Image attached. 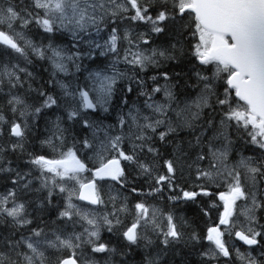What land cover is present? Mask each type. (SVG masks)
<instances>
[{"label": "snow or ice", "instance_id": "obj_1", "mask_svg": "<svg viewBox=\"0 0 264 264\" xmlns=\"http://www.w3.org/2000/svg\"><path fill=\"white\" fill-rule=\"evenodd\" d=\"M154 6L153 15L151 10ZM124 19L148 25L153 34L165 33L167 30L172 42L165 48H142L141 45L151 43L146 34L137 33L134 36L132 31L126 30L121 36L115 26L110 29L108 39L103 45L92 38L93 32L98 37L109 24L115 25L117 20ZM16 22H20L22 27L35 23L46 33L61 30L70 33L77 46L81 42L88 45V51L84 55L89 59L94 58L95 49H102L99 53L101 56L111 52L119 58V43L121 40L127 41L123 62L140 72L147 71L149 67L159 68L162 62L178 61L187 52L201 67V70L194 72L200 92L195 99L185 102L184 108L177 110L178 104L177 108L173 107L177 103L175 85L171 83L169 73L162 72L160 76L168 82L163 86L165 102L153 100V96L162 91L160 86L153 87L151 92L144 90L141 94L147 97L145 107L152 114L144 115L139 109L135 113L129 111L127 119L124 116L119 118V132L112 134L110 129L113 126L102 127L95 122L90 123L82 113L87 110L95 111L97 108L108 111L107 106L119 79L134 80L144 86L143 80L137 79L135 73L129 76L127 73L114 71L112 75L90 73L89 79L93 82L91 87H73L57 81L62 90L61 98L65 101L67 119L72 121L79 118L84 127L92 131L91 139L85 137L80 143L82 149L92 150L94 166L90 168L77 155L75 144L66 151L62 150L65 129L61 127L58 117L54 122V131L41 144L53 152H59V158L35 155L31 156L29 163L39 172L37 179L40 180L41 188L47 189V204L52 203L54 193L66 194L65 203L57 216L66 226L53 231L51 236L39 226L29 229L28 226L33 221L29 218L26 204L17 202L15 190L9 191L6 196H0V219L10 218L16 231L23 229L27 232H20L18 238L0 237L3 243L0 264H99V261L91 257L85 258L84 248H89L92 254L115 251L101 242V230L106 228L108 232H112L114 228H118L123 222L117 213L126 212V205L119 209L114 206L112 213L97 216L74 203L73 196L92 205H102L104 201L97 191V181L110 178L122 186L129 184L126 168L134 169L138 176L148 179L152 184L149 194L161 193L165 189L179 190L180 195L170 196L169 199L185 202H196L200 195H211L202 184L197 185L199 191L179 188L176 181L179 178L178 173H182L183 157L187 155L180 144L175 145L171 158L163 160L164 171L158 174L162 153L156 147L154 138L167 144L171 142L168 140L170 136L185 128L194 130L202 127L196 122L201 119L204 109L215 111L214 104L219 108V123L206 145L212 163L207 170L197 165L196 179L214 183V177H222L227 182L228 191L219 194V200L223 201V213L218 225L207 228L204 239L209 242V247L201 255L209 261H214L219 256L231 255L223 240L224 231H221L220 225H230L226 230L249 246L259 244L258 237L264 239V232L252 227L258 223L256 211L264 208V0H31L30 5L9 3L7 7L0 8V25L11 29ZM0 43L27 58L25 46H21L17 39L3 30H0ZM186 43H190V51L186 50ZM26 46L37 57L51 61L53 75L67 74L66 61L75 63L82 55L79 51L66 55L62 49L51 45L47 48L37 47L30 41L26 42ZM48 52H51L50 56L47 55ZM116 62L119 59L114 64ZM79 67L76 63L77 71ZM21 73L31 76V73L19 65L0 69V89L4 87L5 80L10 89L22 87ZM157 78L154 75L151 80L156 81ZM220 82L224 86L223 91L217 93ZM128 91H132L131 86ZM39 95L44 99L38 106L30 104L21 95H11L8 100L12 113L19 117V122L13 120L9 125V134L17 138V142L10 146L12 151L23 150L29 131L27 117L35 118L46 109L64 106L58 104L57 97L42 90ZM169 111L175 113V123L169 116ZM4 123L8 121L0 113V135L3 134ZM212 123L209 120L208 126L212 127ZM232 128L237 133L243 130L247 134V142L262 150L259 159L242 157L237 166L229 168L226 161L232 145L229 135V129ZM203 135L204 132L201 131L195 137V144L189 142L190 147H201L196 161L206 158L203 153ZM220 139L224 141L223 146L214 147L213 141ZM126 142L129 145L128 150L124 147ZM4 151L5 149L0 148V163L3 162ZM149 155L151 160L148 159ZM0 171L14 170L9 167L0 168ZM82 173H90L91 178L82 177ZM30 175V172L17 171L12 183L28 189L32 183ZM131 191L137 193L139 190L132 187ZM237 201H244L242 214L247 217L248 227L232 233L231 228L235 227V222L231 218ZM134 209L135 215L131 224L121 233L129 245H138L145 240L149 245L154 243L147 236L149 229L164 249L182 243L198 244L201 241L195 230L186 237L184 226L187 222L178 220L172 212L165 213L155 208L150 210L142 202L136 203ZM204 214L207 216V211ZM67 225L72 226L71 231H68ZM77 225L80 226V231L75 230ZM260 227L264 228V225ZM237 254L245 264H259L255 258L246 257L238 251ZM147 264H159V259H149Z\"/></svg>", "mask_w": 264, "mask_h": 264}, {"label": "trees", "instance_id": "obj_2", "mask_svg": "<svg viewBox=\"0 0 264 264\" xmlns=\"http://www.w3.org/2000/svg\"><path fill=\"white\" fill-rule=\"evenodd\" d=\"M7 3L15 5H30L31 0H0V8L5 7V4ZM29 10L34 11L31 8H29ZM151 11L154 15L155 6ZM18 23L20 24V22H16L11 29H9L6 25H0V30L5 31L9 35L13 36V38L17 39V42L20 43L21 46H25L27 58L16 53L7 45L0 43V69H3L5 66L11 68L13 65H19L21 68H25L28 73H31V76H28L26 73L20 74L21 80L23 82L22 87L10 89L7 85V81L5 80L4 87L0 89V113H2L8 121V123H4L2 125L3 134L0 135V148L5 149V151L2 153L3 162L0 163V168L10 167L14 170L11 172L0 171V196H6L9 191L15 190L17 202H23L26 204L29 218L33 221V223L28 226L29 229L39 226L40 228H43L49 236H51L53 231L63 229L66 226L63 222L57 219L58 211L62 209L65 203L66 194L58 192L54 193L52 197V203L47 204L45 202L47 189L41 188L40 180L37 179L39 172L29 163V161L31 156L35 155H45L50 159L59 158V152H53L52 149L41 144V141L47 139L52 134L54 131V122L59 117L61 127L65 129V147L62 150L65 151L75 144L77 155L80 156L81 159L85 160L90 168L94 166V161L91 159L93 156L92 150L82 149V144L80 143V141H82L85 137L91 139L92 131L91 129L85 128L79 118L72 121L67 119L65 101L61 98L62 90L57 84V81H62L65 83V80H68V84L70 86L79 85L81 88H84L85 86L91 87V84H89L86 76L75 75V70L72 67L74 64L73 62L66 61V63H68L67 66L71 68L70 71L72 72V75H53L54 69H52L53 71H48V69L44 67L47 66L45 62L47 61V58L41 59L37 57L32 52V50L26 46V43L20 40V36L22 37V33L25 34L28 41L37 47L46 48L48 45L53 44L52 47L62 49L66 55H72L73 53L79 51L82 55L79 60L75 61V63L79 62L83 67H89L91 65L102 67V71L100 70L101 72H103V69L105 70V68L109 69V67L103 68V64L106 62V59L114 56L117 57V55L108 52L106 55L101 56L99 53L102 49H95V56L92 58L93 60H91L87 57V55H84V53L88 51V45L81 42L77 46L70 33L63 30L54 33H46L35 23H31L27 25V27H22L20 25L19 28L22 33H19L16 31V28H18ZM130 26L133 27L134 31L135 28H141L143 30L148 27L146 24L139 22L133 23L130 21L129 25H125L126 30L130 29ZM108 28H111L110 25L101 31L100 35L108 37ZM151 34L156 36L158 39L163 40L162 42H159V44L151 45L152 48H155L156 46L159 48H165L172 42V37L167 32V30L165 33ZM85 39H88V37H85ZM148 39L150 40L149 36ZM101 44L103 45V43ZM124 46L125 45H123V43H119V57L124 55ZM185 47L186 50L190 51V43H186ZM196 70H201V67L197 64L195 58L190 57L187 52L186 55L181 57L178 61L162 62L160 71L150 72L147 70L145 72H140L136 69L128 73V75L131 76L133 73H135L137 79H141L145 82L144 86H141L134 80H128L126 78H123L122 80L119 79L118 83L115 85V91L112 99L107 106L109 108L108 112H102L98 108L95 111L87 110L86 112L82 113V115L84 118L88 119L90 123L95 122L97 125L99 124L102 127L108 125L113 126L110 131L112 134H117L119 132V118L124 116L127 119V114L129 111H133V113H135V110L139 109L144 115L152 114L151 110L145 107V100L147 97L141 94L144 90L151 92L153 87L160 86L162 91L160 93H156L153 96V100L160 103L165 102L163 86L168 82H166L163 77L160 76V73L162 72H168L171 77V83L175 85L174 92L178 107L185 106L183 102H190L195 99V97L200 92V88L196 86L197 78L194 74ZM81 71L82 69L79 70V72ZM176 73H179L180 75L177 76L175 75ZM205 74L210 73L205 72ZM154 75L158 77L156 81L151 80V77ZM129 86L132 88L131 92L128 91ZM223 87L224 86L222 82L218 83L217 93L222 92ZM41 90L47 94L57 97L58 104L64 106H54L52 109H46L35 118L27 117L28 124L30 126L29 131L26 134L27 139L24 142L23 150L17 149L16 151H12L10 146L17 142V138L9 134V125L13 120L19 122V117L18 114L12 113L11 105L8 104V100L11 98V95H21L25 97L30 104L38 106L44 99V97L39 95V91ZM125 101H127V103H125ZM213 107L215 108V111L207 108L204 109L201 119L196 122L202 127H196L194 130L185 128L179 131L178 134L170 136L168 140L171 142L167 144H162L158 139L154 138L156 147L160 148L162 153V157L159 160V167L157 169L158 174L163 173L164 171L163 160L171 158L174 154L173 150L175 145L180 144L183 151L186 152L187 155L183 157V173H178L179 178L177 179L176 183L179 185V188L187 191H199L200 189L197 187V185L202 184L211 193V195H200L196 198V202H185L181 200L172 201L169 199L170 196L180 195L181 193L179 190L169 191L165 189L161 193L149 194L152 184L148 182V179L146 177L138 176L136 170L127 168L126 173L128 174L129 184L122 186L119 182L108 180L97 181L99 195L104 201L103 208H101L100 205L93 206L83 203L79 201L75 195L73 196V202L84 206L85 209H88V211L94 213L97 216H103L105 214L112 213L114 211V206L115 209H119L126 205L127 210L124 213H117L123 222L120 225L121 227L118 226V228H114L112 232H108L106 228H102L101 230V242L108 244L109 247L114 248L115 251L112 253L92 254L90 249L85 247L84 254H87L86 252H88V254L85 255L86 259L91 257L99 261V264H147L148 260L152 258H158L159 264H211L207 258L201 255V252L204 251L203 247L205 246L204 242L206 240L204 237L207 234V228L214 226V224L217 225L219 221L220 211H218V216L216 218V212L214 213L212 210H210L209 205L213 206L214 203H218L219 209L223 208L222 202L219 200V191L221 188H219L217 191L210 190L208 182L204 181L203 179L197 180L196 167L197 165H203L209 169L212 163L206 145L209 138L213 136V129L216 128L219 123V108L215 106V104ZM171 113L174 112L169 111V115H172ZM209 120L213 122L212 127L208 126ZM173 122L175 123L176 121ZM201 131L204 132L202 140L204 142L203 153L206 158L203 161H196V155L201 151V147H190L189 142L195 144V137L199 136ZM229 135L232 140V145L228 154L229 163L235 165L237 162L234 151L240 153V156L242 157H252L255 159L260 158L262 155V150H260L257 146L247 142L248 137L243 130L237 133L234 128L229 129ZM223 144L224 141L222 139L213 141V146L216 148H221ZM124 147L125 150H128L129 145L127 142L125 143ZM148 159H152L150 155L148 156ZM188 165L192 166L188 167ZM17 171L21 173H31L29 179L32 180V183L29 185L28 189H23L19 185H14L12 183L13 179L16 178L15 174ZM85 175L89 176V179L91 178L90 173H85ZM183 177L190 178L192 180H184ZM132 187H135L139 191L137 193H133L131 191ZM262 187H264V185H262ZM140 192H143L144 194L141 195ZM112 197L115 199H111ZM140 202L145 203L148 206L151 204L155 205L154 203H156V207L159 205V207H157L158 209L160 208L161 210L162 208V211L165 213L172 212L178 220L183 219L186 221L187 223L184 226L186 237L187 234H190L193 230H195L201 237L200 243H182L175 246H169V248L164 249L159 240L156 237H152L150 239L155 242L150 245L147 244L146 240L141 241L138 245H129L121 233L126 226L131 224L135 215L134 205ZM41 205L44 206L41 207ZM10 206L11 205H9V207ZM169 208L171 209L169 210ZM259 210L260 209H258L256 212L258 213ZM205 211L210 214V217L204 214ZM262 217L264 218V214L259 215L257 218ZM67 229L68 231H71L72 226L67 225ZM75 230L80 231V226L77 225ZM20 232H25V234H27V232L23 229L16 231L11 224L10 218L0 219V237H3L4 239H7L10 236L18 238ZM145 242L146 244H144ZM1 244L2 246H0V250H3L2 241H0V245ZM64 254L67 255V253Z\"/></svg>", "mask_w": 264, "mask_h": 264}, {"label": "bare ground", "instance_id": "obj_3", "mask_svg": "<svg viewBox=\"0 0 264 264\" xmlns=\"http://www.w3.org/2000/svg\"><path fill=\"white\" fill-rule=\"evenodd\" d=\"M8 1H12V0H8ZM8 6V3L7 4H5V7H7ZM5 7H3V8H5ZM129 14H131V13H129ZM129 23H130V21L129 20H127V19H124V20H117V22H116V24L115 25H113V24H109L110 25V27L112 28L113 26H115V27H117V29H118V31H119V33L121 34V36L123 35V33L126 31V28H125V25H129ZM131 28L130 29H128L129 31H132L133 32V34L134 35H136L137 33H144V34H146V38H148V36L150 37V41H151V43L149 44V46H151V45H153V44H159V42H162L163 40L161 39H158L156 36H153L152 34H151V32H150V28H145V29H136L135 28V31H134V29H133V27L132 26H130ZM111 28H108V31H110V29ZM140 30V31H139ZM148 35V36H147ZM92 38L93 39H96V40H98L100 43H103L104 44V42L108 39V37H106V36H101L100 34H99V36L97 37L96 35H95V33H93V35H92ZM159 40V41H158ZM121 43H123V45H127V41H124V40H121L120 41ZM51 46H53V44L51 45ZM128 46V45H127ZM152 47V46H151ZM155 48H159L158 46H156ZM51 55V52H49L48 53V56H50ZM105 57V56H104ZM122 58V57H121ZM91 60H93V59H91ZM115 61H117V57H109V59H106V62L103 64V68H105V67H109V69H106L105 68V70L103 69V72H105V73H107V72H109V73H112L113 74V72L114 71H118V72H121V73H130V72H132V71H134V70H136V69H133L130 65H128V64H125V63H123V62H121V61H119V62H116L115 64H114V62ZM46 62V64H47V66H44V67H46L47 69H48V71H53L52 69H53V66H52V64H50L49 63V61L47 60V61H45ZM76 63H78L79 64V70L80 69H82V71L81 72H79V71H77V68H76ZM76 63H74L73 65H72V67H73V69L75 70V75H81V76H86V78L88 79V82H89V84H91L92 85V81L89 79V74L90 73H95V72H101L102 70H101V68L102 67H97V66H86V67H83L79 62H76ZM29 64V63H28ZM67 65H68V63H67ZM70 65H71V63H70ZM43 67V66H42ZM67 68H68V73L67 74H69V75H72V72L70 71L71 70V68L69 67V66H67ZM95 70H98V71H95ZM101 70V71H100ZM138 70V69H137ZM148 70L150 71V72H156V71H160V67L159 68H154V67H149L148 68ZM60 74H64V73H56L55 75H60ZM122 80V79H121ZM173 107L174 108H177V103H174L173 104ZM99 110H101L102 112H105V111H103L102 109H100L99 108ZM108 111H109V108H108ZM108 111H106V112H108ZM53 113V112H52ZM56 113V112H55ZM172 115H169L171 118H172V120L173 121H177V117H176V115H175V113H171ZM96 119V118H95ZM98 119V118H97ZM101 124V123H100ZM99 125V124H98ZM103 125V124H102ZM30 126V125H29ZM106 127V126H105ZM5 134V133H4ZM1 137V136H0ZM3 137V136H2ZM8 138H9V136H8ZM4 139H5V137H4ZM3 139V140H4ZM16 139V138H15ZM8 140V139H7ZM68 141V140H67ZM72 142V141H71ZM65 143V142H64ZM79 143V142H78ZM65 147V146H64ZM66 151V150H65ZM234 154H235V158H236V160L237 161H240V159H241V157L242 156H240V153H238V152H235L234 151ZM210 157V156H209ZM211 158V157H210ZM200 168H202V169H207L206 167H204L203 165H201V166H199ZM183 179L184 180H188L189 181V179L190 178H184L183 177ZM214 179H215V182L213 183V182H208L209 183V187H210V190H218L219 188H221L220 189V191H219V193L221 192V191H223V190H225V187L227 186V182L224 180V179H218L217 177H214ZM190 180H192V179H190ZM194 180V179H193ZM177 182V181H176ZM181 182V181H180ZM30 199V198H29ZM26 201V200H25ZM212 201H214V200H212ZM29 202V201H28ZM155 202V201H154ZM155 205H156V203H154ZM103 205H104V203L102 204V205H100L101 206V208H103ZM155 205H150L149 206V208H150V210L151 209H153V208H155V209H158L157 207H159V205H157V207L155 206ZM214 205L215 206H211V205H209L210 206V210H212L214 213L216 212V215H215V217L217 218V216H218V211H220V215H219V218H220V216H221V214L223 213V208H221V209H219V204L218 203H214ZM99 206V207H100ZM222 206H223V204H222ZM174 208H176V207H174ZM171 208H169V210H170ZM240 209H241V207H240ZM240 209H239V212H240ZM159 210H160V208H159ZM161 211H162V208H161ZM162 212H164V211H162ZM262 214H264V208H261L260 210H259V212L257 213H255V215H256V219H257V221H258V223L257 224H253L252 225V227L253 228H255L257 231H261V232H264V228H261L260 226L261 225H264V218L262 217V218H257L259 215H262ZM208 216L210 217V214H208ZM240 216V215H239ZM125 221V220H124ZM244 221H246L245 223H244V225L246 224V226L248 227V220L247 219H245ZM124 223H126V222H124ZM218 224H219V221H218ZM125 225V224H124ZM214 226H216V224H214ZM121 227V226H120ZM123 227V226H122ZM115 230H117V229H115ZM114 230V231H115ZM243 230H246V229H243ZM104 231V230H103ZM118 231V230H117ZM103 233V232H102ZM149 233H151V234H149ZM19 234V233H18ZM17 235V234H16ZM147 236H149V238H155V236L153 235V233L151 232V230L149 229L148 231H147ZM258 239V238H257ZM228 241H229V252L231 253V255L229 256V257H223V256H219L216 260H214V261H210L211 262V264H245V261L244 260H242L241 258H240V256L237 254V251L239 252V253H241V254H243L244 256H246V257H248V256H250V257H252V256H255V257H258L259 259H261V260H264V255H262V254H264V249H261V248H258V247H252L253 245H251V246H249V245H246V244H244L242 241H240L235 235H233V234H230V233H228ZM143 243V242H142ZM157 243V242H156ZM205 246L203 247V250L204 251H206L207 249H208V247H209V243H208V241H207V243H206V240H205ZM144 244H146V242L144 243ZM0 246H2V244L0 245ZM156 248H157V246H156ZM152 249H153V247H152ZM154 249H155V247H154ZM161 249V248H160ZM157 251H159V250H157ZM167 252V251H166ZM169 252V251H168ZM87 254H88V252H86ZM87 254H85V255H87ZM167 255V254H166ZM89 256V255H88ZM171 256V255H170ZM86 258V257H85ZM89 258V257H88ZM253 258V257H252Z\"/></svg>", "mask_w": 264, "mask_h": 264}, {"label": "rangeland", "instance_id": "obj_4", "mask_svg": "<svg viewBox=\"0 0 264 264\" xmlns=\"http://www.w3.org/2000/svg\"><path fill=\"white\" fill-rule=\"evenodd\" d=\"M15 24V23H14ZM13 24V25H14ZM21 24H19L18 23V28H16V31L17 32H19V33H22L21 32V30H20V28H19V26H20ZM20 40H22V41H24L25 43L26 42H28V39H27V37H26V35L25 34H23L22 33V37L20 36ZM128 46L126 45V46H124V48H123V51H124V49L125 48H127ZM141 47L142 48H152L151 46H146V45H141ZM47 48V47H46ZM49 53V52H48ZM48 53H47V55H48ZM124 53V52H123ZM119 59V61H121V62H123V56H122V58L121 57H119V58H117V60ZM47 60L49 61V63L50 64H52L51 63V61L47 58ZM124 63V62H123ZM102 74H105V75H112V73H109V72H107V73H105V72H101ZM68 80H65V83H67L68 84ZM93 83V82H92ZM80 85H81V83H80ZM72 86H76V85H72ZM90 95H94L93 93L91 94L90 93ZM184 103V105H185V102H183ZM181 108H184V106H179L178 107V109L177 110H179V109H181ZM98 109V108H97ZM96 109V110H97ZM226 163L228 164V166H229V168H231V167H235V166H237L238 165V163H239V161H237L236 162V164L234 165V164H231V163H229L228 162V158H227V161H226ZM182 173H183V171H182ZM241 174H242V179H243V170H241ZM82 175V174H81ZM82 177H87L86 175H82ZM219 180L222 178V177H217ZM223 179V178H222ZM85 182H87V180H85ZM226 191H228V187L226 186L225 187V190H223V191H221V192H226ZM77 205H79V206H81L82 208H84L85 209V207L84 206H82V205H80V204H78V203H76ZM244 205V201H237V207H236V209H235V212H234V215H233V217L231 218L234 222H235V226L236 227H239V228H243V229H247V226H246V224L244 225V223L246 222V221H244L245 219H247V217H246V215H244V214H242V212H243V208H242V206ZM240 207H241V209H240ZM239 209H240V212H239ZM85 210H88V209H85ZM240 215V216H239ZM222 227H223V231H224V233L226 232V233H229V231H227L226 229H228V228H230L231 226L229 225V226H225V225H222ZM240 230V229H239ZM231 232H232V230H231ZM253 258H255L256 260H257V257H255V256H252Z\"/></svg>", "mask_w": 264, "mask_h": 264}, {"label": "flooded vegetation", "instance_id": "obj_5", "mask_svg": "<svg viewBox=\"0 0 264 264\" xmlns=\"http://www.w3.org/2000/svg\"><path fill=\"white\" fill-rule=\"evenodd\" d=\"M258 239L262 243V246L261 247H258V248L264 249V239H261L260 237H258Z\"/></svg>", "mask_w": 264, "mask_h": 264}, {"label": "water", "instance_id": "obj_6", "mask_svg": "<svg viewBox=\"0 0 264 264\" xmlns=\"http://www.w3.org/2000/svg\"><path fill=\"white\" fill-rule=\"evenodd\" d=\"M106 179H110V178H106ZM105 179V180H106ZM111 180V179H110ZM83 201H85V200H83ZM85 202H88V201H85ZM89 203V202H88ZM238 238V237H237ZM239 239V238H238ZM240 240V239H239ZM240 241H242V240H240ZM243 242V241H242ZM244 243V242H243ZM245 244V243H244ZM247 245V244H246Z\"/></svg>", "mask_w": 264, "mask_h": 264}]
</instances>
